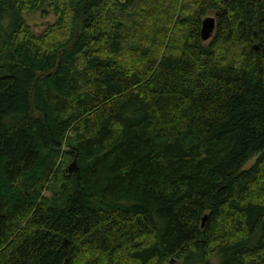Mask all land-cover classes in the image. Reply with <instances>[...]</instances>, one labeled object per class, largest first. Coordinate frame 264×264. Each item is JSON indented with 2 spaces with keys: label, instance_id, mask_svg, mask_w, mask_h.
<instances>
[{
  "label": "trees",
  "instance_id": "obj_1",
  "mask_svg": "<svg viewBox=\"0 0 264 264\" xmlns=\"http://www.w3.org/2000/svg\"><path fill=\"white\" fill-rule=\"evenodd\" d=\"M173 259L264 264V0H0V264Z\"/></svg>",
  "mask_w": 264,
  "mask_h": 264
},
{
  "label": "rangeland",
  "instance_id": "obj_2",
  "mask_svg": "<svg viewBox=\"0 0 264 264\" xmlns=\"http://www.w3.org/2000/svg\"><path fill=\"white\" fill-rule=\"evenodd\" d=\"M45 8H46L45 9L46 13L44 11L34 10V11H29L24 15L27 23L31 26V29L34 32H41L44 29V27H46L49 23H52L54 21V18H55L54 11L47 5L45 6ZM207 16H215V13L211 11L207 14ZM256 158L257 156L253 157L247 163L245 168H249L252 164H254L256 161ZM171 264H178V261L173 259V262H171Z\"/></svg>",
  "mask_w": 264,
  "mask_h": 264
},
{
  "label": "water",
  "instance_id": "obj_3",
  "mask_svg": "<svg viewBox=\"0 0 264 264\" xmlns=\"http://www.w3.org/2000/svg\"><path fill=\"white\" fill-rule=\"evenodd\" d=\"M217 28V16H207L202 21L201 27V38L204 42H207L212 39ZM79 169V164L74 160L68 167L69 173H73ZM208 215H205L203 218V226L207 220ZM173 262V260L171 261Z\"/></svg>",
  "mask_w": 264,
  "mask_h": 264
},
{
  "label": "bare ground",
  "instance_id": "obj_4",
  "mask_svg": "<svg viewBox=\"0 0 264 264\" xmlns=\"http://www.w3.org/2000/svg\"><path fill=\"white\" fill-rule=\"evenodd\" d=\"M203 216V215H202Z\"/></svg>",
  "mask_w": 264,
  "mask_h": 264
}]
</instances>
